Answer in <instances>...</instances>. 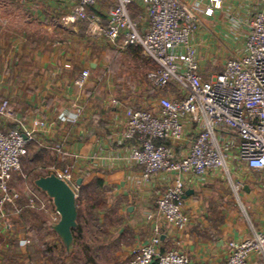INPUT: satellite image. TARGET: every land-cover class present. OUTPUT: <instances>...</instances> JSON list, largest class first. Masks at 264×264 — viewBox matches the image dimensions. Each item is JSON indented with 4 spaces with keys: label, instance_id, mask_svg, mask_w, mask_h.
Segmentation results:
<instances>
[{
    "label": "crops",
    "instance_id": "obj_1",
    "mask_svg": "<svg viewBox=\"0 0 264 264\" xmlns=\"http://www.w3.org/2000/svg\"><path fill=\"white\" fill-rule=\"evenodd\" d=\"M182 1L199 17L192 44L201 73L211 79L223 71L227 60L246 53L251 21L264 12V0H220L210 14L211 0ZM112 2L97 0L91 12L102 15ZM73 6L74 0H0V103L8 99L13 113V118L0 117V127L7 130L19 127V120L33 124L41 119L44 127L29 146L35 147L37 161L49 168L48 174L71 166L79 191L81 184L95 178L103 181L107 207L99 211L100 228L86 225L95 233L93 247L114 248L119 264L134 245L149 241L156 223L161 225L162 251L181 249L190 264H225L230 241L264 231V170L231 162L233 180L240 188L221 171L188 176L183 206L190 222L185 229L166 223L156 199L173 175L161 172L145 179L142 166L131 159V144L123 133L128 106L153 109L160 95L177 89L153 88L147 72L155 63L142 49L125 46L120 38L92 35L88 20L68 19ZM131 12L147 29L146 7L136 1ZM102 22L106 23L104 15ZM84 69L90 70V77L79 87L75 79ZM113 97L122 104H112ZM197 125L184 118L187 139L175 147L178 155L189 148ZM59 146L61 152L54 149ZM38 192L48 198L40 188ZM54 215L52 206L51 226ZM84 217L88 218L86 210ZM246 264L264 260L252 255Z\"/></svg>",
    "mask_w": 264,
    "mask_h": 264
},
{
    "label": "built area",
    "instance_id": "obj_2",
    "mask_svg": "<svg viewBox=\"0 0 264 264\" xmlns=\"http://www.w3.org/2000/svg\"><path fill=\"white\" fill-rule=\"evenodd\" d=\"M140 1L147 10L148 27L141 28V19L131 12ZM213 7L220 0H211ZM97 0H74L71 21L88 20L89 31L96 37L120 38L125 46H138L156 67L147 72L153 88L174 86L172 94L158 97L153 109L128 106L123 137L131 144V159L143 168V177L166 172L172 181L156 199L158 214L178 229H185L189 215L183 206L185 181L188 176H203L221 171L235 188L230 163L245 162L254 170H264V12L255 14L246 36V53L227 60L221 73L206 79L200 71L192 36L199 28L197 13L182 0H113L102 15L91 12ZM90 70L84 69L75 84L84 87ZM114 105L122 100L111 98ZM0 117L13 118L10 101L0 103ZM197 125L189 148L178 155L175 147L186 142L184 118ZM19 127H0V215L3 207H12L20 214L25 208L49 212L53 200L33 193L26 200L11 186L15 172L22 168L23 157L44 121L33 124L19 120ZM61 152V147H55ZM79 195V186L71 166L54 169ZM55 208V206H54ZM56 210V209H55ZM60 215L52 216V223ZM161 225L156 223L149 241L134 245L121 264H190L189 255L178 248L162 251ZM26 241L25 243H27ZM230 254L225 264H246L252 255L264 260V231L229 242Z\"/></svg>",
    "mask_w": 264,
    "mask_h": 264
},
{
    "label": "rangeland",
    "instance_id": "obj_3",
    "mask_svg": "<svg viewBox=\"0 0 264 264\" xmlns=\"http://www.w3.org/2000/svg\"><path fill=\"white\" fill-rule=\"evenodd\" d=\"M49 171L40 161L29 164L24 159L20 171L13 175L11 186L26 200L33 193L39 194L34 182L36 175H47ZM3 209L6 215H0V264H92L93 260L96 264H119L114 248L108 251L94 248L95 237L87 230L73 248L74 260L65 258L62 242L56 241L46 225L49 212L25 208L18 214L6 205Z\"/></svg>",
    "mask_w": 264,
    "mask_h": 264
},
{
    "label": "water",
    "instance_id": "obj_4",
    "mask_svg": "<svg viewBox=\"0 0 264 264\" xmlns=\"http://www.w3.org/2000/svg\"><path fill=\"white\" fill-rule=\"evenodd\" d=\"M35 185L52 198L60 219L52 229L60 237L63 245L70 250L74 244L73 229L78 226L77 195L72 186L55 172L41 175L35 179ZM81 184L82 178L77 180Z\"/></svg>",
    "mask_w": 264,
    "mask_h": 264
},
{
    "label": "trees",
    "instance_id": "obj_5",
    "mask_svg": "<svg viewBox=\"0 0 264 264\" xmlns=\"http://www.w3.org/2000/svg\"><path fill=\"white\" fill-rule=\"evenodd\" d=\"M138 49L141 48L138 47ZM155 67L156 64L152 68ZM39 156L40 155H38L35 147L29 146V152L23 157V160L25 159L29 164H31L32 161L37 162V160L40 158ZM39 176L41 175L37 174L36 178H38ZM104 195H105V187L103 186V181L100 178H95L89 184L80 185V191L77 197L78 226L73 229L74 244L72 246V249L67 250L66 247L63 245L65 258L74 257L75 254L73 248L78 243V240L81 239V237L83 236L84 231L87 230L88 232L93 233V235L95 234L92 228L86 225L87 223H89V225L94 224L97 227L96 229L100 228L99 211L107 207V202L104 199ZM85 210L88 215L87 219H85L84 217ZM46 225L51 231H54L49 223L46 222ZM72 259L74 260V258ZM92 264H96L95 260L92 261ZM155 264L158 263L155 262Z\"/></svg>",
    "mask_w": 264,
    "mask_h": 264
}]
</instances>
